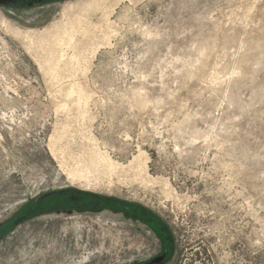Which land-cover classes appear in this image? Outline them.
<instances>
[{
	"label": "rangeland",
	"instance_id": "374dc122",
	"mask_svg": "<svg viewBox=\"0 0 264 264\" xmlns=\"http://www.w3.org/2000/svg\"><path fill=\"white\" fill-rule=\"evenodd\" d=\"M10 2L0 264H264V0Z\"/></svg>",
	"mask_w": 264,
	"mask_h": 264
},
{
	"label": "trees",
	"instance_id": "16d2710c",
	"mask_svg": "<svg viewBox=\"0 0 264 264\" xmlns=\"http://www.w3.org/2000/svg\"><path fill=\"white\" fill-rule=\"evenodd\" d=\"M55 196L57 195V197H65L67 200H69V202L73 201L72 199H76L78 200V203L84 202V201H88V203L91 202V200H94V198L88 194V193H79L75 190H64V191H56V192H52ZM81 208L80 209H91L90 207H88L87 205H84L83 203H81ZM107 204H104L103 206H106ZM48 210V209H47ZM35 214L37 213H44L46 211L41 210V208H39L38 205H35V208L32 210Z\"/></svg>",
	"mask_w": 264,
	"mask_h": 264
},
{
	"label": "flooded vegetation",
	"instance_id": "af4514ba",
	"mask_svg": "<svg viewBox=\"0 0 264 264\" xmlns=\"http://www.w3.org/2000/svg\"><path fill=\"white\" fill-rule=\"evenodd\" d=\"M63 197H58V199H55L54 200V204L56 203V202H58L59 203V205L56 207V205H54V210L53 211H55V210H64V211H68V210H76V209H80V205H81V203H78V200H76V199H72L73 200V202H71V203H67V201H64L63 202ZM38 201L40 202V198L39 197H37L36 199H35V201H34V203L35 204H37L38 203ZM96 203V202H95ZM103 203H108V201H104ZM110 203V202H109ZM98 203H96V205H97ZM96 205H95V207H96ZM91 208V207H90ZM94 208V207H93ZM44 213H48V212H44Z\"/></svg>",
	"mask_w": 264,
	"mask_h": 264
},
{
	"label": "water",
	"instance_id": "95a60500",
	"mask_svg": "<svg viewBox=\"0 0 264 264\" xmlns=\"http://www.w3.org/2000/svg\"><path fill=\"white\" fill-rule=\"evenodd\" d=\"M11 2H12V0H11ZM10 2V3H11ZM15 2V1H14ZM58 195V194H57ZM57 195L55 196L52 192H50V193H47V194H43V195H41V196H39V198H40V201H48V200H51V201H54L55 199H58V197H57ZM63 202L64 201H67V203H71V202H73V201H71V202H69V200H67L65 197H63ZM39 202V201H38ZM37 205V204H36ZM55 208H54V206H52V207H49L48 208V211H45V212H51V211H53ZM47 210V209H46ZM165 255H166V252L165 253H163L161 256H158V257H156L155 259H153V260H151V261H149V262H147L146 264H159L160 262H162L163 260H164V257H165Z\"/></svg>",
	"mask_w": 264,
	"mask_h": 264
},
{
	"label": "bare ground",
	"instance_id": "6f19581e",
	"mask_svg": "<svg viewBox=\"0 0 264 264\" xmlns=\"http://www.w3.org/2000/svg\"><path fill=\"white\" fill-rule=\"evenodd\" d=\"M92 2V1H91ZM70 8V7H69ZM82 90V89H81ZM84 90H82V92H83ZM85 92V91H84ZM140 157V156H139ZM138 162V161H137ZM139 163V162H138ZM145 163V162H144ZM139 165V164H138Z\"/></svg>",
	"mask_w": 264,
	"mask_h": 264
}]
</instances>
